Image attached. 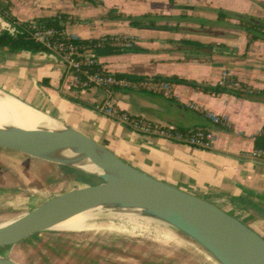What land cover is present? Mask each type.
Masks as SVG:
<instances>
[{
  "label": "crops",
  "instance_id": "0c3cea01",
  "mask_svg": "<svg viewBox=\"0 0 264 264\" xmlns=\"http://www.w3.org/2000/svg\"><path fill=\"white\" fill-rule=\"evenodd\" d=\"M6 2L10 9L4 12L0 7V20L14 34L18 22L63 13L67 15L63 24L68 35L81 39L109 35L124 40L121 48H135L103 55L94 52L109 72L133 79L176 76L216 86L227 71L230 79L256 90L254 98H246L177 83H171V96L133 87L114 88L110 93L102 88L82 89L72 83L57 54L0 46L1 88L88 134L140 170L219 205L263 236L264 160L255 158L252 152L255 136L264 131V28L263 34L252 39V32L244 24L248 19L263 22L264 0ZM143 15H147L143 26L130 24L129 16ZM193 42L216 46L211 52ZM220 44L235 51L221 49ZM108 96L132 117L181 130H211L216 135L215 143L203 149L139 133L99 110ZM211 112L226 117L228 124L214 123ZM0 163L23 181L44 188L27 193L30 202L33 197L45 199L71 187L59 166L26 152L0 150ZM11 177L8 175V185L0 184V193L17 186Z\"/></svg>",
  "mask_w": 264,
  "mask_h": 264
},
{
  "label": "water",
  "instance_id": "95a60500",
  "mask_svg": "<svg viewBox=\"0 0 264 264\" xmlns=\"http://www.w3.org/2000/svg\"><path fill=\"white\" fill-rule=\"evenodd\" d=\"M0 21L3 30L14 34ZM0 93L46 112L1 87ZM63 124L78 137L77 142L65 144L56 136L61 133L56 132L48 141L41 140L40 131L34 130L27 152L32 158L59 166L70 189L32 202L26 211L0 222V248L17 245L101 206L140 209L144 215L162 220L195 240L220 264H264V237L245 222L205 198L140 170L88 134ZM19 140L14 128L0 126V150L17 152ZM88 160L103 171L84 168ZM6 212L0 210V216ZM0 264L18 263L0 256Z\"/></svg>",
  "mask_w": 264,
  "mask_h": 264
},
{
  "label": "rangeland",
  "instance_id": "374dc122",
  "mask_svg": "<svg viewBox=\"0 0 264 264\" xmlns=\"http://www.w3.org/2000/svg\"><path fill=\"white\" fill-rule=\"evenodd\" d=\"M8 175L17 186L0 193V210L7 211L0 216V222L27 210L32 203L25 196L27 193L44 191L40 185L9 173L0 163L1 185H8ZM33 198V202L38 201ZM97 225L103 229L42 231L17 245L1 247L0 253L18 264H220L199 243L174 227L155 224L135 227L128 221L108 217L99 218Z\"/></svg>",
  "mask_w": 264,
  "mask_h": 264
},
{
  "label": "built area",
  "instance_id": "2783aa9c",
  "mask_svg": "<svg viewBox=\"0 0 264 264\" xmlns=\"http://www.w3.org/2000/svg\"><path fill=\"white\" fill-rule=\"evenodd\" d=\"M34 39L46 46L51 52L59 56L60 61L71 74V81L82 89L102 88L110 93L114 88H142L149 91H160L167 96L172 94V84L168 81L154 79H133L118 76L103 68L97 71H89L83 67H92L99 63L94 50L87 44L79 43L77 37L68 35L65 31L54 27L38 26L33 24ZM118 41L121 39L116 38ZM221 85L237 89L240 83L230 79L228 72H223ZM99 110L112 118L119 119L129 124L134 130L142 134L161 136L168 140H174L182 144L197 148L210 149L215 143L216 135L208 129H196L192 131L181 130L173 126L153 122L142 117H132L121 110L108 96L99 105ZM209 117L216 124L227 125V118L215 113H209ZM253 156L264 160V149H254Z\"/></svg>",
  "mask_w": 264,
  "mask_h": 264
},
{
  "label": "bare ground",
  "instance_id": "6f19581e",
  "mask_svg": "<svg viewBox=\"0 0 264 264\" xmlns=\"http://www.w3.org/2000/svg\"><path fill=\"white\" fill-rule=\"evenodd\" d=\"M5 125L15 129L20 139L19 151L26 153H28L27 148H30V144H32L34 130L40 131L39 138L41 140L48 141L51 133L54 132L61 133L60 135L56 134V136L65 144L75 143L78 139L69 128L46 112L31 108L21 101L0 93V126ZM84 168L93 172L101 173L103 171L101 166L90 160H88ZM101 217L122 219L134 224L135 227L149 226L151 224L173 227L162 220L144 215L140 209H117L100 206L74 215L57 224L54 229L73 232L100 230L103 227L97 225V220ZM107 229L111 230L112 227H108ZM124 242L126 243V241ZM147 245L149 246V244ZM0 256L9 258L8 255L3 253H0Z\"/></svg>",
  "mask_w": 264,
  "mask_h": 264
},
{
  "label": "trees",
  "instance_id": "16d2710c",
  "mask_svg": "<svg viewBox=\"0 0 264 264\" xmlns=\"http://www.w3.org/2000/svg\"><path fill=\"white\" fill-rule=\"evenodd\" d=\"M89 1L91 3H96L97 0H85ZM0 7L2 8V11L7 12L10 9V3L6 2V0H0ZM113 12V11H112ZM221 14V13H220ZM111 16V12L109 14ZM10 19L12 18L11 15L8 16ZM119 17H123L122 15H119ZM67 15L60 13L56 16H49L44 18H39L34 22H16L18 31L15 34H11L8 30H4L0 32V46H6L9 47L11 50H31V51H38V50H45L48 52H51L46 46L43 44L37 42L33 37V32L35 30L34 27H32L33 24H37L38 26H47V27H54L58 30L64 31L65 27L63 22L66 20ZM147 18V15H143L140 18L129 16L130 24L132 26L141 27L144 25V20ZM13 21L14 18H12ZM244 27L247 31L252 32V39L258 38L261 34H263V28H264V19L263 22L257 24L255 21L248 19ZM79 43H84L89 45L93 48L96 55H103L104 53H115V52H121L124 50H134L133 47H125L121 48L122 42L124 40L118 41L114 36H103L100 38H90V39H81L78 38L76 40ZM192 45L201 47V48H207L211 52L214 50L216 44H202L200 42H193ZM221 49H225L230 51L231 53L235 51L232 47H229L225 44L219 45ZM102 68L101 64L98 63L92 67H83V69L89 70V71H97ZM118 76L128 77L131 78L125 74L122 73H116ZM160 81H168L170 83H177V84H188L193 85L194 87L200 88L206 92H212L215 94L220 93H230L234 94L240 97H246V98H254L255 95L258 93L256 90H252L247 86L246 84L240 83V86L235 88H229L225 85L217 84L216 86H204L197 84L195 82L189 81L184 78H179L176 76H170L166 78H160L157 79ZM255 148L256 149H264V131L260 132L255 136Z\"/></svg>",
  "mask_w": 264,
  "mask_h": 264
}]
</instances>
